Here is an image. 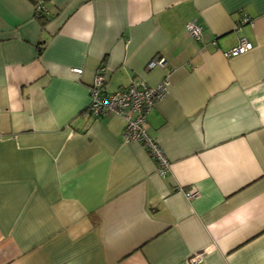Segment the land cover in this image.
<instances>
[{"label":"crops","instance_id":"crops-1","mask_svg":"<svg viewBox=\"0 0 264 264\" xmlns=\"http://www.w3.org/2000/svg\"><path fill=\"white\" fill-rule=\"evenodd\" d=\"M97 72L108 93L169 82L146 122L164 175L121 117L87 114ZM194 256L264 264V0H0V264Z\"/></svg>","mask_w":264,"mask_h":264},{"label":"built area","instance_id":"built-area-1","mask_svg":"<svg viewBox=\"0 0 264 264\" xmlns=\"http://www.w3.org/2000/svg\"><path fill=\"white\" fill-rule=\"evenodd\" d=\"M40 5L36 10L43 11ZM253 25V21L248 17L241 19L240 24ZM185 28L188 34L195 40H199L202 33V26L196 20L186 23ZM252 47L251 43L241 38L235 47L224 53V56L235 57L242 54ZM164 65L163 58H155L148 63V68L154 66L162 67ZM71 72L80 74V68H72ZM103 76L96 73L93 77L91 86L89 87L90 102L86 108V112L92 117H101L109 113L121 117L124 122L122 138L124 142H137L147 151L150 158L156 163L157 173L164 175L168 169L169 162L160 149L155 137L151 136L146 130L147 115L153 109L156 102L160 100L167 92L169 82L161 81L156 86H148L144 82H132L125 88L114 92H104ZM197 192L194 189L185 192L187 198H193ZM196 257L190 258L186 264H194Z\"/></svg>","mask_w":264,"mask_h":264},{"label":"trees","instance_id":"trees-1","mask_svg":"<svg viewBox=\"0 0 264 264\" xmlns=\"http://www.w3.org/2000/svg\"><path fill=\"white\" fill-rule=\"evenodd\" d=\"M35 18L38 20L39 24L43 27L48 20H50L51 17H48L46 13L40 10H35ZM43 44L42 42L39 43V46H37V55L40 56L42 52V47L40 46Z\"/></svg>","mask_w":264,"mask_h":264}]
</instances>
